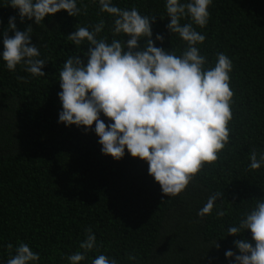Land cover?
<instances>
[{"label": "trees", "instance_id": "obj_1", "mask_svg": "<svg viewBox=\"0 0 264 264\" xmlns=\"http://www.w3.org/2000/svg\"><path fill=\"white\" fill-rule=\"evenodd\" d=\"M114 3L156 17L154 46L181 54L185 43L167 29L164 0ZM84 4L86 15L70 17L60 11L37 25L21 21L18 10L0 0V52L4 33L14 35L8 21L15 17L16 30L31 27V44L47 62L45 76L32 77L21 67L9 72L0 61V264L9 258L5 246L15 248L19 242L39 253V264H68L67 257L79 250L88 228L99 253L119 264H130L129 254L139 258L138 264H233L225 252L239 255L234 241L255 242L248 231L230 236L227 229L238 226L244 213L264 200V167H249L251 152L257 158L264 153V0H213L208 25L197 28L206 36L200 49L208 66L219 52L234 64L230 143L174 198L162 194L147 163L127 150L119 161L103 155L95 123L88 131L58 123L59 70L69 56L87 63L88 46H75L67 37L76 27L104 19L100 36L109 42L113 38L112 18L91 0ZM158 34L163 43L155 41ZM145 43L141 40L140 47ZM100 119L111 123L102 114ZM217 192L221 196L212 215L199 217L208 197ZM219 209L226 213L222 218L216 216ZM99 253H89L84 264Z\"/></svg>", "mask_w": 264, "mask_h": 264}, {"label": "clouds", "instance_id": "obj_2", "mask_svg": "<svg viewBox=\"0 0 264 264\" xmlns=\"http://www.w3.org/2000/svg\"><path fill=\"white\" fill-rule=\"evenodd\" d=\"M99 12L112 18V39L100 34L105 21L76 27L67 39L75 46L87 45V63L69 56L59 70L61 91L58 99L62 111L58 123L94 132L101 152L119 161L125 151L148 165V174L160 186L166 197L183 193L205 165H213L230 143V122L233 119L235 92L231 87L234 69L232 59L225 53L216 55L208 66L200 46L206 36L199 29L209 23V7L213 0H164L170 22L169 33L185 43L180 55L154 46L152 24L156 17L141 14L135 7L121 8L114 0H91ZM7 6L18 10L23 21L34 20L37 25L49 16L65 11L70 17L87 14L84 0H6ZM81 4L82 7H78ZM16 18L10 17L8 28L12 37L3 36L0 61L9 72L21 67L32 77H44L47 63L40 58V49L31 44L32 29L16 30ZM182 21H187L182 23ZM123 36V39L117 37ZM125 38H127L125 40ZM163 36L155 41L163 43ZM146 41L143 48L139 42ZM24 80V77H18ZM101 114L111 123L100 119ZM249 167H264V153L251 152ZM220 192L208 197L198 211L201 218L210 216ZM219 209L217 218L225 216ZM251 233L254 246L247 240L234 241L239 255L225 252L233 264H264V200L244 213L238 226L227 233L237 236ZM7 264H39L40 255L30 245L19 242L15 248L7 244ZM79 250L67 257L68 264H84L88 254L99 253L100 245L91 228L79 243ZM138 257L129 254L130 264ZM91 264H119L116 258L99 253Z\"/></svg>", "mask_w": 264, "mask_h": 264}]
</instances>
